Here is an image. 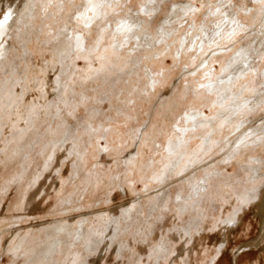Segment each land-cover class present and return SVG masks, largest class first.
<instances>
[{
  "label": "rangeland",
  "instance_id": "rangeland-1",
  "mask_svg": "<svg viewBox=\"0 0 264 264\" xmlns=\"http://www.w3.org/2000/svg\"><path fill=\"white\" fill-rule=\"evenodd\" d=\"M149 2L0 0V264H264V0Z\"/></svg>",
  "mask_w": 264,
  "mask_h": 264
},
{
  "label": "bare ground",
  "instance_id": "bare-ground-1",
  "mask_svg": "<svg viewBox=\"0 0 264 264\" xmlns=\"http://www.w3.org/2000/svg\"><path fill=\"white\" fill-rule=\"evenodd\" d=\"M103 1L104 0H84V5L81 9V12H80V17H83V19H86L89 17L90 13L93 14V18L94 19H97L99 17H101V8L103 6ZM254 1H258V0H254ZM158 4L157 0H150L149 2V5L150 6H147L144 8V11L146 13H155L157 11V7L156 6ZM175 9H182L181 6H178V5H174ZM32 8V7H31ZM33 9V8H32ZM31 10V9H30ZM11 11V10H10ZM222 12V11H221ZM215 13V12H214ZM9 16V20L6 24H0V45H2L3 43H6V38L9 37V33L11 31V29L13 28L14 26V23L16 21L18 22H21L26 16V15H23V16H18L16 15L15 13L13 14L12 12H9L8 15ZM227 18H229V21L232 23V28H231V31H232V35L236 34L237 32H239L241 30V28L245 25L240 24L237 20L236 17L231 16L227 13L226 15ZM134 23V27H138V24L135 23V21H131L128 23L127 27L131 26V24ZM130 24V25H129ZM217 25V24H216ZM127 27H122L120 30H121V33L123 31L126 30ZM126 32V31H125ZM204 32V31H203ZM120 33V32H119ZM170 33V32H169ZM217 33V32H216ZM219 35V34H218ZM207 36V35H205ZM75 39V38H74ZM127 39V38H126ZM82 38L79 37L78 38V41H79V45L82 46L83 45V42H82ZM123 40V39H121ZM125 40V39H124ZM143 42V41H142ZM76 43V42H75ZM204 43V41L202 42ZM7 45V44H6ZM6 45H3L2 48H0V58H4L5 57V53L7 52V46ZM7 47V48H6ZM201 48V47H200ZM58 51V50H57ZM60 52V51H59ZM250 51H248V49H245L244 51L241 52V55H239L238 58H235V60H244L243 57H246L247 55H249ZM58 54V53H57ZM246 63V62H245ZM239 70V69H238ZM238 72V71H237ZM242 72L239 71V73H230V77H225V78H220L219 79V85H218V89L221 90V91H224V90H228L232 84V81L238 76L241 75ZM216 88V87H215ZM224 100V99H223ZM222 100V101H223ZM248 101H246L245 103H247ZM198 116L197 115H191L189 116V119L191 120H195ZM205 186V185H204Z\"/></svg>",
  "mask_w": 264,
  "mask_h": 264
},
{
  "label": "snow or ice",
  "instance_id": "snow-or-ice-1",
  "mask_svg": "<svg viewBox=\"0 0 264 264\" xmlns=\"http://www.w3.org/2000/svg\"><path fill=\"white\" fill-rule=\"evenodd\" d=\"M9 20V16L5 15L3 19H0V24H6Z\"/></svg>",
  "mask_w": 264,
  "mask_h": 264
}]
</instances>
